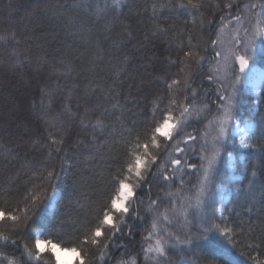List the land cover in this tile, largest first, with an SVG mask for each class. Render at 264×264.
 <instances>
[{
	"label": "trees",
	"instance_id": "trees-1",
	"mask_svg": "<svg viewBox=\"0 0 264 264\" xmlns=\"http://www.w3.org/2000/svg\"><path fill=\"white\" fill-rule=\"evenodd\" d=\"M180 2L123 0L125 6L108 16L111 31H107L103 21L94 22L86 7L103 5L104 0H0V34L7 35L14 31L18 41L9 40L6 44H0V193L7 189L11 192L9 199L13 204L22 201L27 194L26 189L32 187L33 168H39L38 162L51 163L60 173L55 182L60 194L55 208L50 215L45 213L46 208L34 227L47 224L51 229L63 224L67 230L77 213L83 214L91 201L105 194L109 172L114 171L122 155L123 144L119 135L121 124L131 126L133 121L137 124L147 122L156 96L164 95L167 99L166 81L184 79L181 60L184 52L189 50V36L192 43L198 45L196 50L205 60L199 66L189 61L192 67L185 69V72H191L189 83L196 95L193 96L192 91L183 90L181 84L174 98L184 104L191 102L194 110L208 105L204 117L189 120L185 129L200 138L204 135L207 121L214 115V106L218 101L215 84L207 79L216 58L215 48L210 41L216 40L217 33L230 16L215 8V4H223L224 0H205L204 7L198 12L180 8ZM238 2L244 4L248 0ZM153 3L158 9L155 22L169 28V34L145 42L144 34L152 26ZM162 4L168 6L159 11ZM69 20L73 23L69 24ZM209 20L211 24L207 23ZM13 47L19 53L17 57L10 55ZM126 56L129 58L128 63L121 65L120 62ZM61 61L70 64L75 70L70 77L60 78L59 90L51 102V112L60 113L66 118L56 122L55 127H50L45 119L33 112L31 103L35 100L39 104L41 86L55 85L57 73L53 66L61 67ZM92 61L98 65L95 72L88 71ZM253 63L264 69L262 42ZM114 67L122 71L114 74ZM113 80L116 81L115 89L121 105H125L124 97L134 103L126 104L122 114L116 111L106 117L109 129L115 128V133L106 132L102 138L97 131L95 135L100 147L91 149L96 158L88 160L85 159L88 150L78 146L77 141L84 140L88 144L93 133L90 127H82L80 117L84 115L86 107L94 108L99 103L111 110V105L99 95L86 93L97 84L106 85ZM89 81L93 83L89 84ZM69 90L74 116L63 112L64 104L69 102ZM260 93L264 95V89ZM246 98L249 97L244 96ZM99 114L97 110L96 115ZM242 118L251 121L257 129L264 130V101H261V96L256 110L244 113ZM91 120H95L94 115ZM49 132L65 139V151L60 154L53 152L51 159L43 145L34 144L35 141L46 143ZM105 139L108 141L106 146ZM229 151L236 157L235 168L240 172V179L230 181L228 175L218 173L217 183L229 190L230 196L223 206V215L228 218V225L235 229L233 243L236 246L231 247L225 237L211 232L207 234V239L196 240L192 246L181 244L170 249L171 264H209L211 260L220 257L221 250L225 248L230 250L227 257L229 264H254L253 257L264 262V151L260 150L259 145L248 150L230 148ZM193 156L194 153H189V158ZM190 162L199 163V158ZM253 171L256 172L255 176L252 175ZM199 174L195 170H188L184 177L185 195H195L198 183L192 179ZM161 187L157 178L151 182L150 190L147 187L142 190V203L139 205L141 219L129 220L132 235L129 236L127 229L124 230L120 239L110 247L107 264H119L121 260L131 257H136L138 264H145L142 248L146 245L143 238L151 230L154 215L148 211L150 199L160 200L159 212L165 208L171 209L167 193L176 192L178 182L171 189L163 185V192ZM216 222H220V215H217ZM207 224V219L198 218L187 228H183L181 223H175L170 230L182 236L188 230L203 231V226ZM65 241L62 247L72 246L73 242L68 237H65ZM21 250L20 240H17V245L0 247V252L9 258L19 259ZM94 252L95 248H90L89 255ZM45 260H49L48 254H45ZM50 264H56L53 257L50 258ZM73 264H78V260Z\"/></svg>",
	"mask_w": 264,
	"mask_h": 264
},
{
	"label": "snow or ice",
	"instance_id": "snow-or-ice-1",
	"mask_svg": "<svg viewBox=\"0 0 264 264\" xmlns=\"http://www.w3.org/2000/svg\"><path fill=\"white\" fill-rule=\"evenodd\" d=\"M205 4V0H181L180 8L191 9L193 12L200 11ZM78 7L82 5H77ZM125 5L123 0H104L103 5L92 7L86 6L94 18V22L103 21L105 30L111 31L108 22V16L119 12ZM167 4H162L159 11H163ZM215 8L224 13L226 12L231 20L228 27L232 29V45L229 56L225 60V76L219 77L209 74L207 79L212 83H218L216 92L218 99L222 102L217 105V115L215 118V135L212 137L211 148L208 147V141L204 139L199 147V163H191L189 153H197L194 145L197 142V135L188 133L185 129L189 120L195 115L197 118L202 110H194L191 102L181 103L174 98V93L183 85V90L192 91L196 95L192 85L189 83L191 72H185V69H191L192 61L199 66L205 57L196 49L198 45L192 43L189 36V50L184 52L181 64V72L184 73V79H171L166 81L168 95L156 96L152 103L151 117L147 122L137 124L132 122L131 126L121 124L119 133L122 139V155L118 160L114 171L109 172L110 179L105 194L98 200L91 201L83 214L77 213L70 225L65 229V225H57L55 228H49L47 224L34 227L39 220L40 214L45 211L47 206L53 203L57 194L55 182L59 179L60 173L55 165L48 162H38L39 168H33L32 187L26 189V195L22 201L12 203L9 197L11 192L4 189L0 193V247L9 244L17 245V240L21 241L22 250L20 258H9L0 252V264H50V258L55 257L56 264H67L62 261L59 252H71L77 255L78 264H107L110 247L115 244L127 229V234L132 235V228L129 224L130 219H141L139 205L142 203V190L146 187L150 190L151 182L157 178L161 182V191L163 185L170 189L178 182L176 192H168V202L172 205L171 209L165 208L159 212L160 200L150 199L148 211L154 213L151 222V230L143 238L146 247L142 248L145 264H171L169 259L170 249L181 244L192 246L196 240L207 239V234L211 232L219 233L227 239L231 247L233 243L235 229L227 223V217L223 215V209L217 206L215 200L216 189L221 185L217 183L219 173V162L223 158L222 153H226L231 160L232 151H229L228 145L235 144L238 137L240 148L250 149L259 145L260 150L264 151V130L257 129L251 124L242 125L239 119L237 108L240 89L238 85L245 82H251L254 87L259 79V88L264 89V73L257 74L250 67L252 51L255 48L257 40L264 43V0H248L247 3L240 4L233 0H224L223 4H215ZM238 12L239 14H233ZM158 14L157 5H152V26L144 34V41L151 42L154 39H160L168 36L169 28L155 22ZM223 19V17H222ZM73 21L69 20V24ZM211 24L212 21H207ZM204 24V20H201ZM223 31V26L220 30ZM220 32L217 33V39L210 43L215 46L220 43ZM15 41L16 33L13 31L7 35L0 34V44H6L8 41ZM143 44V42H142ZM11 56L17 57L19 53L13 47ZM216 57L221 56V52H215ZM231 58L232 63H228ZM129 58L126 56L120 62L121 65L127 64ZM175 63V61H171ZM238 65V71L235 67ZM98 65L95 61L90 62L89 72H95ZM57 73V80L54 86L43 85L40 88L41 99L39 104L33 100L31 108L45 119L50 127H55L56 122H62L60 113L51 112V102L54 95L59 90V81L61 77H70L75 70L70 64H64L61 61V67L53 66ZM122 71L119 67H114V74ZM219 72V68L215 69ZM231 78L225 86L221 82L224 79ZM93 81H89L92 84ZM116 81L106 85L97 84L95 88H90L89 93L99 95L106 103L111 105V110L97 103L94 108H85V113L80 117V123L83 128L91 129L93 135L88 144L84 140H78V146L88 150L85 159L94 160L91 149L98 148L100 145L95 133L99 131L103 138L106 132L115 133V128L109 129L106 123V117L113 115L116 111L121 114L126 104L134 103L124 97L125 105H121L120 97L115 89ZM231 88V93L225 95L227 88ZM207 90L205 91V95ZM131 95V93L129 94ZM264 101V95L258 91ZM71 91L69 90L66 102L63 106V112L74 116L70 105ZM186 99V97H185ZM45 100L48 101L47 106ZM79 107V105H77ZM205 109L208 108L206 104ZM99 110L100 114L96 115ZM95 120H91V116ZM121 119V117H117ZM87 121V122H86ZM35 145H43L47 150L48 157L51 159L52 153L60 154L64 152V137H57L49 132L47 142L35 141ZM108 144L107 139L104 145ZM64 159L63 156L60 157ZM196 170L200 173L198 186L194 196L184 194L185 175L188 170ZM264 170V162H262ZM241 171L247 172L246 169ZM255 176L256 172L253 171ZM38 181V182H37ZM49 190L50 193H49ZM185 201L187 203H185ZM194 201V202H193ZM58 203V202H57ZM177 204L179 207L177 208ZM210 213V215H209ZM220 215V222H216L217 214ZM192 219H189V217ZM182 217V220L180 219ZM207 219L208 224L203 226V231L192 232L184 231L183 235L171 231L175 223H181L183 228L193 223L194 219ZM65 237H68L73 243L72 246H64ZM19 247V246H18ZM249 247H252L249 245ZM90 248H95V252L90 256ZM45 254L49 255V260H45ZM82 254V255H81ZM230 250L225 248L221 250L220 257L213 259L209 264H229L227 257ZM254 264H264L256 257L252 258ZM119 264H138L136 257L127 260H121Z\"/></svg>",
	"mask_w": 264,
	"mask_h": 264
},
{
	"label": "rangeland",
	"instance_id": "rangeland-1",
	"mask_svg": "<svg viewBox=\"0 0 264 264\" xmlns=\"http://www.w3.org/2000/svg\"><path fill=\"white\" fill-rule=\"evenodd\" d=\"M239 14V13H238ZM231 20V17L226 21V24L223 26V31L221 32V28L219 30L220 35H219V40L220 43L215 45V52L220 51L221 52V56L220 57H216L215 58V63L214 65L211 67L210 69V74L219 76V77H224L225 76V69H224V65H225V60L224 57L229 56L230 50H231V45H232V29L228 27V24ZM218 37H216L217 39ZM260 44L261 41L257 40L256 45L254 50L252 51V56H251V60H250V67L252 69L255 70V72L257 74L259 73H264V69L260 68L258 65H256L255 60H256V54L259 53V49H260ZM228 63H232L231 58H229ZM237 71H238V65H235ZM219 68V72H216L215 69ZM231 78L229 77L228 79H224L221 82L225 83V86L227 87V84L229 82ZM215 84V88L217 89L218 87V83H214ZM238 88L240 89V94H239V99H238V108H237V112H238V116L239 119L242 121V125L244 124H251L254 126V124L249 121L248 119H243V115L246 112L254 111L256 110V106H257V101L259 98V95H257V92H261V89L259 88V79H257L256 81V86L254 87V85L251 82H245L242 83L241 85H238ZM231 93V88L228 87L227 88V92H225L224 94L227 95ZM217 94V92H216ZM244 96H248L250 98V101L248 100L249 98L244 99ZM217 98H218V94H217ZM222 103L219 99L217 101V104L214 106V115L211 117V119H209L207 121V125L204 131V137L207 138V141H211L212 143V137L215 135V118L217 115V111H215L217 109V105ZM214 105V104H213ZM209 108L205 109L204 106L201 107L200 109L197 110H202L200 111V115L197 118V116L195 115V113L193 114V117L190 120H195V119H200L204 117V114H206V111H208ZM209 113V112H208ZM255 127V126H254ZM230 148H236V149H240V150H248V149H243L240 148L239 143H238V137H237V141L235 144H229L228 145V149ZM236 157L234 156V154H232L231 160L228 159V156L226 153H223V158L220 160L219 162V173L221 175L226 174L228 175V178L230 179V181H236L240 179V172L237 171V169L235 168V162ZM239 160V159H237ZM241 160V157H240ZM222 170V172H221ZM198 183V180L197 182ZM59 192H57L53 203L49 204L46 210V214L50 215L51 212L54 210L55 208V203L59 198ZM229 190L226 189L223 186H220L218 189H216V194H215V200L217 202V206L221 207L223 209L224 204L228 201L229 199ZM194 202V201H193ZM219 215V213L217 214ZM182 220V217L180 218ZM59 255L61 256L62 261H67V264H73L76 260H78L77 255L71 252H59ZM55 260V257H53ZM56 263V261H55Z\"/></svg>",
	"mask_w": 264,
	"mask_h": 264
},
{
	"label": "flooded vegetation",
	"instance_id": "flooded-vegetation-1",
	"mask_svg": "<svg viewBox=\"0 0 264 264\" xmlns=\"http://www.w3.org/2000/svg\"><path fill=\"white\" fill-rule=\"evenodd\" d=\"M205 135V134H204ZM204 135H201V138L200 137H198L199 139H197V142H196V144L194 145V147H196L197 149H198V151H199V147H200V145L203 143V141H204V139H206L207 140V138L206 137H204ZM208 147H209V149L211 148V141H209L208 142ZM232 154H234V153H232ZM197 156H198V158H199V155L197 154V153H194V156L192 157V158H190V161H192V160H198V158H197ZM235 156V155H234ZM222 157H223V153H222ZM241 157V156H240ZM239 157V158H240ZM241 160H242V157H241ZM190 171H194V170H191L190 169ZM196 171V170H195ZM200 175V174H199ZM192 180H194L193 182H197V180H199V176L198 177H195L194 179H192Z\"/></svg>",
	"mask_w": 264,
	"mask_h": 264
}]
</instances>
